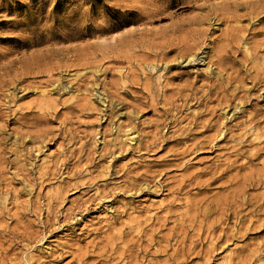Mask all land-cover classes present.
I'll use <instances>...</instances> for the list:
<instances>
[{
    "label": "rangeland",
    "instance_id": "1",
    "mask_svg": "<svg viewBox=\"0 0 264 264\" xmlns=\"http://www.w3.org/2000/svg\"><path fill=\"white\" fill-rule=\"evenodd\" d=\"M0 264H264V0H0Z\"/></svg>",
    "mask_w": 264,
    "mask_h": 264
}]
</instances>
